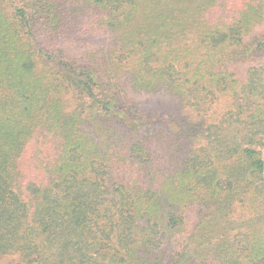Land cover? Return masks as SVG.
I'll return each instance as SVG.
<instances>
[{
	"label": "trees",
	"instance_id": "1",
	"mask_svg": "<svg viewBox=\"0 0 264 264\" xmlns=\"http://www.w3.org/2000/svg\"><path fill=\"white\" fill-rule=\"evenodd\" d=\"M5 257L264 264V0H0Z\"/></svg>",
	"mask_w": 264,
	"mask_h": 264
},
{
	"label": "rangeland",
	"instance_id": "2",
	"mask_svg": "<svg viewBox=\"0 0 264 264\" xmlns=\"http://www.w3.org/2000/svg\"><path fill=\"white\" fill-rule=\"evenodd\" d=\"M237 71H239V68H237ZM140 101L143 102L147 109L150 110H157L159 114L166 115V114H173L175 117L183 115L180 112V105L175 100L165 95H157V96H141L139 97ZM218 104V103H217ZM216 105V110L219 111L220 109H223V103ZM215 112H213L214 114ZM169 122V121H167ZM170 124V123H169ZM166 126H174V125H166ZM12 258L11 257H5L0 260V264H6L9 262Z\"/></svg>",
	"mask_w": 264,
	"mask_h": 264
}]
</instances>
